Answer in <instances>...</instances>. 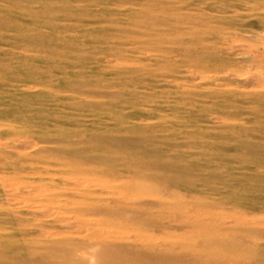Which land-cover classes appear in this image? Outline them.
<instances>
[{
  "label": "rangeland",
  "instance_id": "rangeland-1",
  "mask_svg": "<svg viewBox=\"0 0 264 264\" xmlns=\"http://www.w3.org/2000/svg\"><path fill=\"white\" fill-rule=\"evenodd\" d=\"M0 264H264V0H0Z\"/></svg>",
  "mask_w": 264,
  "mask_h": 264
}]
</instances>
